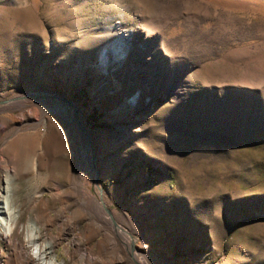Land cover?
<instances>
[{
    "label": "rangeland",
    "instance_id": "374dc122",
    "mask_svg": "<svg viewBox=\"0 0 264 264\" xmlns=\"http://www.w3.org/2000/svg\"><path fill=\"white\" fill-rule=\"evenodd\" d=\"M67 129L95 139L74 176ZM9 169L61 264H264V0H0Z\"/></svg>",
    "mask_w": 264,
    "mask_h": 264
},
{
    "label": "bare ground",
    "instance_id": "6f19581e",
    "mask_svg": "<svg viewBox=\"0 0 264 264\" xmlns=\"http://www.w3.org/2000/svg\"><path fill=\"white\" fill-rule=\"evenodd\" d=\"M114 47L115 48L110 47L101 50L100 61L105 66L106 70H108L107 67L108 62L113 61L114 59L117 58L118 59L123 58L126 55L124 50L125 48L123 49V46L121 44L116 43ZM120 87L121 86L117 83V90H119ZM7 108L11 110L20 109L21 106L11 105V107L9 106ZM66 111H68L66 107L61 108V113L63 116L62 118L63 120L61 121L62 122L61 124L63 127H65L66 123L68 124L65 115ZM25 118H27V120L29 121L31 119L30 114L25 113ZM6 122L8 129H16L15 126L17 122L10 114H9V119H7ZM61 124L57 125V127L58 128L61 127ZM63 136H64L63 145L65 146V151L67 156L71 160L69 171L72 172L74 170L72 173L73 176L77 174H81L85 165V153L83 152L82 145H86L90 140L94 141L95 139L92 136L87 137L84 133H80L78 129H67V131L64 132ZM97 138L101 151L106 152V144L102 142L99 133L97 134ZM36 142H37V148H40L41 146L40 141L37 140ZM23 150L27 152L26 146L24 148L22 147V151ZM12 160H14V158L11 159V161ZM37 163L38 160L35 161V165ZM10 164L9 167L11 169L12 168L15 169V166ZM13 182H14V178L11 174V170L9 169V171H5L4 175H2L0 178V239L8 240L9 246L13 247L14 252L26 264H32L33 262H37L38 264H61L57 260L56 251L54 250V248L52 246L49 247V245L43 244L38 241V239H40L42 234L40 225L39 226L31 225L30 223L27 224V226L20 225V217L22 215V209L17 208L14 203L15 201L13 199V191H14ZM74 186H75L74 191L65 192V194L73 198L76 197L82 198L83 192L80 187V184L75 183ZM19 235H22L25 238L24 240L25 244L23 249L19 248V243L15 239L16 236ZM117 235L121 238H125L124 237L125 234L121 230L117 231ZM2 256H3V251L1 252L0 255V264H5L2 261ZM135 262L138 263L137 256H135Z\"/></svg>",
    "mask_w": 264,
    "mask_h": 264
},
{
    "label": "water",
    "instance_id": "95a60500",
    "mask_svg": "<svg viewBox=\"0 0 264 264\" xmlns=\"http://www.w3.org/2000/svg\"><path fill=\"white\" fill-rule=\"evenodd\" d=\"M101 200H102V199H101ZM104 208H105V209L107 210V212L112 216L110 210H108L105 206H104Z\"/></svg>",
    "mask_w": 264,
    "mask_h": 264
}]
</instances>
